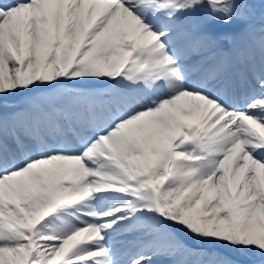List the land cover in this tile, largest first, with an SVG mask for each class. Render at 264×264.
Segmentation results:
<instances>
[{"label":"snow or ice","instance_id":"1","mask_svg":"<svg viewBox=\"0 0 264 264\" xmlns=\"http://www.w3.org/2000/svg\"><path fill=\"white\" fill-rule=\"evenodd\" d=\"M0 264H264V0H0Z\"/></svg>","mask_w":264,"mask_h":264}]
</instances>
